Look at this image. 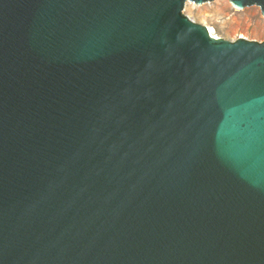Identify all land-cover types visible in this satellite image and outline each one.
<instances>
[{
    "label": "water",
    "instance_id": "1",
    "mask_svg": "<svg viewBox=\"0 0 264 264\" xmlns=\"http://www.w3.org/2000/svg\"><path fill=\"white\" fill-rule=\"evenodd\" d=\"M213 1L0 0V264H264V42Z\"/></svg>",
    "mask_w": 264,
    "mask_h": 264
},
{
    "label": "rangeland",
    "instance_id": "2",
    "mask_svg": "<svg viewBox=\"0 0 264 264\" xmlns=\"http://www.w3.org/2000/svg\"><path fill=\"white\" fill-rule=\"evenodd\" d=\"M183 15L206 27L217 39L264 42V18L257 7L237 10L228 0H214L201 6L187 3Z\"/></svg>",
    "mask_w": 264,
    "mask_h": 264
},
{
    "label": "bare ground",
    "instance_id": "3",
    "mask_svg": "<svg viewBox=\"0 0 264 264\" xmlns=\"http://www.w3.org/2000/svg\"><path fill=\"white\" fill-rule=\"evenodd\" d=\"M210 34L213 36L212 32L210 31ZM214 37V36H213ZM215 38V37H214Z\"/></svg>",
    "mask_w": 264,
    "mask_h": 264
}]
</instances>
